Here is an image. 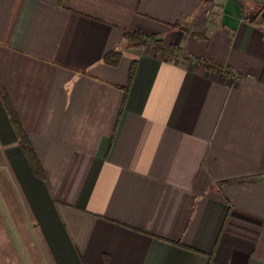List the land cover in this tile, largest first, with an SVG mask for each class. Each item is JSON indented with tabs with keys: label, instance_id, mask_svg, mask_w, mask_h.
Here are the masks:
<instances>
[{
	"label": "crops",
	"instance_id": "crops-1",
	"mask_svg": "<svg viewBox=\"0 0 264 264\" xmlns=\"http://www.w3.org/2000/svg\"><path fill=\"white\" fill-rule=\"evenodd\" d=\"M262 10L0 0V264H264Z\"/></svg>",
	"mask_w": 264,
	"mask_h": 264
},
{
	"label": "trees",
	"instance_id": "trees-1",
	"mask_svg": "<svg viewBox=\"0 0 264 264\" xmlns=\"http://www.w3.org/2000/svg\"><path fill=\"white\" fill-rule=\"evenodd\" d=\"M106 61H109L110 63H112V64H116L117 62L116 61H114V60H111V58L109 57V56H107V60ZM1 95V98H2V100L3 101H5V94H3V93H0ZM9 111H11V109L9 108ZM12 119V122H13V124H14V126L16 127V130L18 131L17 133H18V135L21 137L22 136V138H24L25 139V137H23V133H22V128H21V126H19L18 125V122H17V118L15 117V115L12 113V117H11ZM25 146V151L27 152V157H28V159H29V161H30V163L33 165V167H34V171H36V173H40L41 172V164L38 162V159H37V155H36V153H35V151H33L32 150V148L30 147V146H28V144H26V145H24Z\"/></svg>",
	"mask_w": 264,
	"mask_h": 264
},
{
	"label": "rangeland",
	"instance_id": "rangeland-1",
	"mask_svg": "<svg viewBox=\"0 0 264 264\" xmlns=\"http://www.w3.org/2000/svg\"><path fill=\"white\" fill-rule=\"evenodd\" d=\"M1 232H2V230L0 229V234H2ZM0 236H1V235H0ZM0 238H1V237H0ZM2 239H3V240H4V239L6 240V237L3 236ZM5 244H6V243H5ZM5 244H4V245H5ZM7 244H8V243H7ZM7 244L5 245V248L8 247ZM0 247H1V242H0ZM0 255H1V254H0Z\"/></svg>",
	"mask_w": 264,
	"mask_h": 264
},
{
	"label": "water",
	"instance_id": "water-1",
	"mask_svg": "<svg viewBox=\"0 0 264 264\" xmlns=\"http://www.w3.org/2000/svg\"><path fill=\"white\" fill-rule=\"evenodd\" d=\"M260 14H261V17L264 19V10H262V11L260 12Z\"/></svg>",
	"mask_w": 264,
	"mask_h": 264
}]
</instances>
